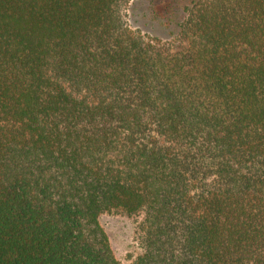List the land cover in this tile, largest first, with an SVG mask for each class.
<instances>
[{"label":"trees","instance_id":"16d2710c","mask_svg":"<svg viewBox=\"0 0 264 264\" xmlns=\"http://www.w3.org/2000/svg\"><path fill=\"white\" fill-rule=\"evenodd\" d=\"M129 1L0 0V264H264V0Z\"/></svg>","mask_w":264,"mask_h":264},{"label":"rangeland","instance_id":"374dc122","mask_svg":"<svg viewBox=\"0 0 264 264\" xmlns=\"http://www.w3.org/2000/svg\"><path fill=\"white\" fill-rule=\"evenodd\" d=\"M189 0H130L125 10L126 25L149 36L169 39L175 31L174 22L181 17V5ZM173 20L169 23L168 20ZM143 212L101 213L98 221L103 228L114 257L121 264H130L141 254L140 222Z\"/></svg>","mask_w":264,"mask_h":264}]
</instances>
